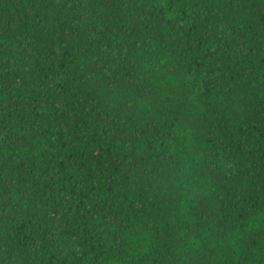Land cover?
<instances>
[{"label":"trees","instance_id":"16d2710c","mask_svg":"<svg viewBox=\"0 0 264 264\" xmlns=\"http://www.w3.org/2000/svg\"><path fill=\"white\" fill-rule=\"evenodd\" d=\"M0 264H264V0H0Z\"/></svg>","mask_w":264,"mask_h":264}]
</instances>
